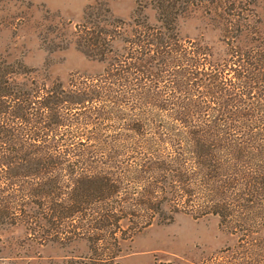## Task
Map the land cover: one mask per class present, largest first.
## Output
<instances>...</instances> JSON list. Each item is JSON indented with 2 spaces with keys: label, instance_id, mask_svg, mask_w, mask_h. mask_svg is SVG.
<instances>
[{
  "label": "trees",
  "instance_id": "trees-1",
  "mask_svg": "<svg viewBox=\"0 0 264 264\" xmlns=\"http://www.w3.org/2000/svg\"><path fill=\"white\" fill-rule=\"evenodd\" d=\"M0 34V264H122L179 216L264 239V0H0Z\"/></svg>",
  "mask_w": 264,
  "mask_h": 264
},
{
  "label": "rangeland",
  "instance_id": "rangeland-1",
  "mask_svg": "<svg viewBox=\"0 0 264 264\" xmlns=\"http://www.w3.org/2000/svg\"><path fill=\"white\" fill-rule=\"evenodd\" d=\"M41 10L48 11L61 23L75 24L87 5L99 3L107 7L112 15L120 19L130 17L137 0H28ZM153 20L154 13H147ZM36 15V14H35ZM29 33V28L23 30ZM183 32H189L183 29ZM4 35L0 34V42ZM36 56L27 63H40L37 43L30 42ZM68 69L84 67L82 59L75 54L69 57ZM66 67V68H67ZM65 72V71H63ZM65 74V73H64ZM63 75V74H62ZM131 254L122 260V264H157L181 260H191V264H264V239L253 237L252 243H233L224 234L215 217L193 219L179 216L172 223L152 226L137 234L130 242Z\"/></svg>",
  "mask_w": 264,
  "mask_h": 264
}]
</instances>
